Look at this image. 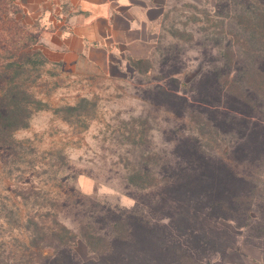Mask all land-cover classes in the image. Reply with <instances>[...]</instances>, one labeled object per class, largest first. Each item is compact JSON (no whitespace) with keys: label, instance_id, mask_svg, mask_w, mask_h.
<instances>
[{"label":"rangeland","instance_id":"rangeland-1","mask_svg":"<svg viewBox=\"0 0 264 264\" xmlns=\"http://www.w3.org/2000/svg\"><path fill=\"white\" fill-rule=\"evenodd\" d=\"M7 1L22 11L16 0ZM164 6L149 29L151 58L136 63L123 55L105 74L48 60L42 42L50 20L23 17L13 28L12 52L27 43L42 54L22 66L3 55L4 94L18 116L8 136L14 146L0 152V264H32L27 238L34 216L50 223L55 212L74 229L104 206L131 209L129 193L149 202L156 189L136 186L169 176L181 158L180 141L189 136L207 153L237 162L245 177L242 187L228 185V210L219 213L226 218L213 234L224 252L207 264H254L244 251L264 248V0H167ZM166 87L195 101V112L157 93ZM200 220L196 226H210ZM79 254L90 257L83 246Z\"/></svg>","mask_w":264,"mask_h":264},{"label":"trees","instance_id":"trees-1","mask_svg":"<svg viewBox=\"0 0 264 264\" xmlns=\"http://www.w3.org/2000/svg\"><path fill=\"white\" fill-rule=\"evenodd\" d=\"M15 5L0 0V140L6 138L5 142H0V152L12 150L14 141L12 137L8 141V136L10 130L11 133L16 130L13 125L18 116L4 94L7 67L3 55L11 53L12 63L22 66L42 54L27 43L11 51L9 39L16 37L13 28L20 24L21 18L17 21L16 17L22 13ZM177 74L173 72L170 76L176 83ZM160 90L159 95L175 105L181 103L189 115L195 112V101L185 94L169 87ZM180 142L183 145L179 149L181 158L175 161L173 174L153 176L150 187L136 186L142 190L156 189L149 202L129 193L135 200L131 209L104 206L96 218L92 221L86 218L74 229L58 220L55 212L50 223L42 221L39 215L34 216L29 222L27 238L34 249L32 264H207L212 257L223 253L224 250H217L213 235L221 230L219 221L226 218L219 213L228 210L225 207L229 202L224 198L228 185L242 187L245 177L237 162L207 153L196 138L189 136ZM1 158H4L2 154L0 162ZM135 177L143 180L140 173ZM128 180L134 182L129 177ZM238 197L233 194L231 202L237 204ZM197 202L198 208L195 207ZM198 220H208L210 226L205 221L198 227L195 223ZM82 246L90 255L87 260L80 257ZM45 250L50 254L45 255Z\"/></svg>","mask_w":264,"mask_h":264},{"label":"crops","instance_id":"crops-1","mask_svg":"<svg viewBox=\"0 0 264 264\" xmlns=\"http://www.w3.org/2000/svg\"><path fill=\"white\" fill-rule=\"evenodd\" d=\"M167 0H16L21 19L47 21L52 29L42 42L44 54L81 74H105L123 55L131 61L151 58L149 29L165 12ZM25 14V16H23ZM52 21V22H51ZM52 23V24H51ZM264 264V248L244 251Z\"/></svg>","mask_w":264,"mask_h":264}]
</instances>
